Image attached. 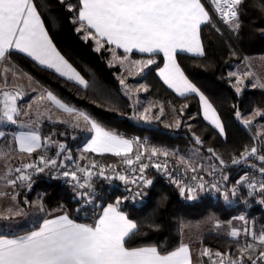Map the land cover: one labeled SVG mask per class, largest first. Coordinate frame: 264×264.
Here are the masks:
<instances>
[{
  "label": "snow or ice",
  "instance_id": "1",
  "mask_svg": "<svg viewBox=\"0 0 264 264\" xmlns=\"http://www.w3.org/2000/svg\"><path fill=\"white\" fill-rule=\"evenodd\" d=\"M79 3L78 20L81 28L77 31L84 30L86 27L89 31L85 39L99 37L98 44L100 40L106 39L109 45L122 48L125 53L131 52L133 49L149 54L162 52L165 64L160 69L159 75L164 83L180 96L189 93L198 95L204 109L205 119L209 120L221 135L224 134L223 124L212 104L187 79L175 59L178 50L196 56L205 54L200 36L201 26L210 25L213 28L216 26L210 11L206 9L202 0H79ZM210 3L220 20L232 32L238 33L241 29V6L245 0H210ZM69 8L71 10V6ZM92 30H94V36ZM216 31L220 30L216 28ZM12 49L25 53L40 65L53 68L61 76L74 80L85 88L88 87V81L76 72L55 49L34 0H0V61H4ZM134 63L147 67L155 61L148 59ZM9 72L13 79L17 77L15 68H5V88L9 83L7 76ZM230 75L237 77V84L241 83L240 74L230 73ZM250 75H252L250 71L243 73V76ZM120 82L124 83L123 80ZM260 86L264 87V84ZM236 91L240 92L241 89L237 87ZM0 94L3 96L0 122L17 124L18 117L28 115V112H22L16 105L17 97L22 94L20 91L5 90ZM39 99L42 101L46 99L68 113L74 120L73 126L80 127L81 120L86 125H90V130L95 135L85 147V152L111 153L116 157H121L123 163L130 167L142 160L143 153L137 152L134 159L130 156L133 153L134 144L145 147L144 144H140V141L126 139L105 130L87 113L65 104L52 92L41 95ZM28 107L31 108V105ZM149 110L145 109V112ZM161 112H163V108H161ZM254 115L264 116V111L257 110ZM236 116L240 118L241 113L237 111ZM141 118L148 119L149 117L142 116ZM61 122L67 123V121ZM242 123L247 127L252 121L244 119ZM177 127H179V122H177ZM5 136L6 132L0 130V138ZM13 140L15 148L11 146L0 148V162H3L0 167V199L9 197L14 202L16 195L5 191L4 188L15 189L24 185L31 187L33 173L44 172L45 169H65L60 175L72 184L76 194L85 201V204L91 201L94 176H101L105 179L112 178L106 175L104 166L98 165L96 162H91L86 166L76 164L74 168L69 169L63 161L58 163L56 158H49L46 154L40 155L38 162L24 163L21 161L20 166L13 167L11 160L15 158L16 152L26 153L30 157L32 153L50 143V139L42 141L37 131H29L17 133L13 136ZM195 143L202 145L203 141L199 137H195ZM57 147L59 150L56 152V157H59L65 152L66 146L58 144ZM208 151L219 161L220 165L225 164V161L213 149L209 148ZM150 152L149 160L158 155L165 157L163 162L154 163L152 167L167 173L169 152L156 147H152ZM253 156L257 157L264 165V155L258 154V148L255 146L250 149L245 148L239 158L232 159V164H240ZM64 160H73L70 152L64 156ZM180 162L191 172H197V166H194L190 160L181 157ZM109 167L120 181L125 184L137 185L136 197L146 195L147 193L143 189L153 183L143 176L144 170L149 167L146 163H139L140 176L131 178L116 172L115 166ZM97 168L98 171H93ZM210 168L209 175H213L216 172V167L210 165ZM132 171L135 172L136 169L132 168ZM259 172L264 174V166L259 168ZM168 174L171 178V174ZM191 179L198 181L196 175H193ZM223 180L227 181L228 177L223 176ZM172 182L179 188L181 196L187 192V199H195L197 188L204 191L206 190L205 185L208 183L203 180V177H199V182L194 185H185L182 181L175 179ZM237 183H247L250 190L249 195L257 188L264 193V181L258 183L252 180L249 182V177L245 175ZM211 189L216 192L221 191L218 183H212ZM231 191L235 196V187ZM224 198L228 199L227 192L224 193ZM120 203L121 201L117 200L115 205H108L92 224L77 223L64 214L54 219H45L38 230H33L25 235L14 238L0 236V264H192L189 245L185 243H181L175 250L166 253H162L156 246L126 247V239L135 235L139 226L119 210ZM261 203H264V200H261ZM41 211H43L42 207ZM22 214V210H14L12 206H9L4 211H0V219L7 220ZM238 219L245 221L244 216H240ZM245 223L247 224V221ZM215 227H220L218 221L215 222ZM243 232L245 235L251 236L253 243H246L242 246L238 250L240 255L236 259H232L228 254L215 252V257L219 259L218 261L212 260V264H244L245 257L250 261V264L264 261V231L256 233L245 227ZM240 234L241 229L234 227L228 232V235L233 238H238ZM258 246L260 250L254 257L252 253ZM201 256H208L211 260L213 253L210 249L205 248L201 252Z\"/></svg>",
  "mask_w": 264,
  "mask_h": 264
},
{
  "label": "trees",
  "instance_id": "2",
  "mask_svg": "<svg viewBox=\"0 0 264 264\" xmlns=\"http://www.w3.org/2000/svg\"><path fill=\"white\" fill-rule=\"evenodd\" d=\"M34 3L51 40L88 81V87L63 78L15 50L8 53L10 65L27 73L32 80L63 102L87 113L104 129L130 139L144 141L150 147L174 150L177 153L199 151L218 163L208 151L209 148L225 162H230L245 148L255 144L264 146L255 129L246 127L236 116L237 111L246 114L257 108L264 110V90L260 87H245L238 93L229 77V70L235 62L264 57V31H261L264 29V0H245L241 6V29L238 33L232 32L203 2L220 31L217 32L216 28L210 25L201 26L200 36L205 53L203 56L176 53V61L184 74L217 111L224 127L223 135L203 118L196 94L179 96L161 81L156 74V68L163 62L161 54L148 55L134 51L125 53L117 48L116 52L120 56L154 57L155 63L147 68L142 79L148 96L164 106L181 108L183 116L188 117L187 122L176 129L158 122L146 125L132 120L129 99L121 92L117 77L119 69L111 66L108 61L112 46L101 40V46L97 48L93 38L85 39L89 31L86 27L77 31L81 28L78 20L79 0H34ZM65 127L67 126L43 121L39 129L42 133L60 134V130ZM0 130L6 132V136L0 139V148H15L13 133L16 127L0 122ZM85 137L81 133L75 139L70 136H60L59 139L73 149ZM195 137H199L203 144H196ZM37 153L38 151L31 157H35ZM84 158L115 165L122 159L112 154L93 153H88ZM228 174L227 185L235 180L237 173L230 170ZM143 176L153 183L143 189L147 194L136 197L134 202H128L127 190L112 188L106 192V184L102 180L98 182L101 190L98 197L101 202L100 210L105 204H116V201L120 200L119 208L139 226L137 233L126 239V247L156 246L162 253H166L182 243L184 227L210 218L228 222L239 213H245L252 225L264 231V212L260 211L259 206L252 204L242 185L235 196L229 195L232 198L228 204L224 202L221 192H215V195L204 192L196 199H187L180 195L178 187L171 180L152 168H146ZM38 196L43 208L39 219L48 212L64 210L76 221H90L88 216L83 217L76 209L77 202L73 192L49 176L33 177L31 187L20 188L17 193L18 202L23 205ZM38 224L37 220L12 232L23 233ZM200 243L204 249H210L213 256L219 251L234 258L239 257L238 250L245 245L242 238H233L218 231L203 233ZM208 259V256H202L203 262Z\"/></svg>",
  "mask_w": 264,
  "mask_h": 264
},
{
  "label": "rangeland",
  "instance_id": "3",
  "mask_svg": "<svg viewBox=\"0 0 264 264\" xmlns=\"http://www.w3.org/2000/svg\"><path fill=\"white\" fill-rule=\"evenodd\" d=\"M111 53H116V56H120L117 54L116 50H114V49H111L110 54ZM121 57H123V56H121ZM135 59H137L139 61H144V57L143 58L138 57ZM249 60H250L249 62L246 60L249 64L248 63H240L241 61L235 62L233 64L232 68L229 70V77L231 78V83L235 89H237V87H239L241 89V91L245 87H249V88L250 87H260L264 90V87L260 86V85L264 84V57H262V56L254 57V58H251ZM154 61H155V58H154ZM0 67H1L0 68V87H2V85L4 86V75H5L4 69L5 68H15V67H13L12 65H9V64H7V65L5 64L4 66H0ZM123 67H124V72H123V74H121L119 76H120V80H123L124 83L123 84H121V82H119V83H120L121 92L124 95H126V97L129 99L128 101H129V104H130L129 106L131 109L130 117L132 120H134L137 123L146 124V125H154L155 123L158 122V123H161L165 126H168V127L174 128V129L178 128L177 122H179V126L181 124H185L187 122L188 117L183 116V112H182L181 108L177 109V108H174L171 106H164L163 104L155 101L154 99H152L151 97L148 96L147 87L145 86L144 82L142 80H141V82H138V79L142 75H144L145 71L147 70V68L149 66L145 69V67L142 64H139V65L134 66V67L129 66L127 64H123ZM16 70H17V73L20 72L18 69H16ZM247 71H250L252 73V75L243 76V73L247 72ZM230 73L240 74L241 75V83L237 84V77L230 75ZM130 75H131V78H133V79L127 81L126 78ZM7 76H8L9 83L15 81V79H13L12 74L10 72L7 73ZM161 108H163V112H161ZM145 109H150V110L148 112H145ZM257 110L264 111V110L258 109V108L253 109L249 113L241 114V117L239 119L241 121L244 119L251 120L252 123L250 125H248L247 127L248 128L253 127L255 129L256 133L261 137L262 142L264 143V116H255L254 113ZM142 116H147L149 118L143 119V118H141ZM66 126H68V125H66ZM68 129H69V127H65L64 129H61L60 134H58V135L61 136V134H64V132H65L64 130H67V132L70 134V131ZM75 129L76 128H74L73 131H76ZM78 131L81 132V130H78ZM54 133H56V132H54ZM82 134H84V133H82ZM65 146H66V144H65ZM67 148L73 154L76 152L74 148H73L74 152L72 151V148H70V147H67ZM151 148L152 147L148 146L147 144L145 145V147L142 149V153L144 154L143 155L144 157H148L151 154V152H150ZM158 149H160V148H158ZM137 150H139V149H137ZM163 150H167V149H163ZM167 151L169 152L168 157L173 158L174 160L178 161L184 167H185V165L180 162V158H181L182 154L186 156V158H187L186 160L193 159L195 163H196V161L199 162V165L200 164L203 165L206 163V165L208 164V166H210L211 164H213V165L215 164V167L219 168L218 162L213 161L210 158L207 159L208 156L202 154L199 151L194 152V153H189V152L177 153L174 150H167ZM14 160H15V158L11 160L12 165H13ZM121 163H123V159H121V162L119 164H121ZM2 164H3V162H0V167H2ZM207 169H208L207 170V172H208L210 170V167H208ZM199 172L204 174L203 170H199ZM120 182L122 184H125L123 181H120ZM221 183H224V181H222ZM19 189H20L19 187L15 188V189L4 188L5 191L16 195V200L13 202L10 200L9 197H4L3 199H0V211H4L7 207L12 206L14 208V210H22L23 214L19 215V216H13L11 219H7V220L0 219V231H15V230L21 229L25 226H29L32 223H34L35 221H37L38 218L40 217L41 213H42V211H41V207H42L41 206V199L39 196L35 197L32 200V202H25L24 205L22 203L18 202L17 193L19 192ZM229 195L232 196V194L228 193V199L227 200H225V198H224V202L228 203V204L231 202V198H232ZM184 197H187V192L185 193ZM223 197H224V193H223ZM240 216L245 217V221H247V224L245 223V221H241L238 219V217H240ZM217 221L218 220H216L214 218H210V219L205 220L204 222H201V223H197L194 225H188L182 229L183 237L184 238L186 237L187 239H190L192 237L197 238V236H200L203 233L210 232V231H218V232H224V233L228 234L230 229L234 227L237 229H241V234L238 238H242L246 244V243H253V241H252L251 236L245 235V233L243 232V229L245 227H248V228L254 230L255 232L258 231L257 228L255 227V225H252L250 220L247 219V217L245 216V213H239L238 215L231 218L228 222L218 221L220 223L219 228L215 227V222H217ZM254 253H252V255Z\"/></svg>",
  "mask_w": 264,
  "mask_h": 264
},
{
  "label": "built area",
  "instance_id": "4",
  "mask_svg": "<svg viewBox=\"0 0 264 264\" xmlns=\"http://www.w3.org/2000/svg\"><path fill=\"white\" fill-rule=\"evenodd\" d=\"M202 2H204L214 13L212 5L210 3V0H202ZM215 14V13H214ZM215 16L220 20L219 16L217 14H215ZM221 21V20H220ZM223 22V21H221ZM136 140V139H135ZM140 144H144L146 145V143L144 141H140ZM138 145V144H137ZM255 147L258 148V154L260 155H264V146H260V145H253ZM251 146V147H253ZM139 150H137L135 153L130 154L131 158H135V154L137 152L142 153V149L144 147H140V145H138ZM251 147H248V149H250ZM59 149L56 147H52L50 145H45L44 147H42L37 155L35 157H29V158H23V159H15L13 162V167H18L20 166L21 161H23L24 163H31V162H38L39 161V156L40 155H47V157L49 158H56L58 160V163L60 161H63L65 163V165L67 166V168L71 169L74 168L76 164H79L80 166H86L88 164H90L91 162H96L98 165H102L105 168V172L106 175L111 176V179H105L104 177L101 176H94L93 177V192H92V197H91V201L87 204H85V201L82 200L77 194H76V190L73 189V186L71 183H69L64 177H62L60 175V173L62 171H64L65 169L60 168V169H45L44 172H40V173H33V177H36L38 175H46L51 177L52 179H55L57 181H59L62 185H64L66 188H68L70 191L73 192V196L76 199L77 205H76V209L79 210L80 214L83 217L88 216L90 220H93L99 210H100V200L98 199V197L101 194V190L100 187L98 186V182L100 180H102V182H104L106 184V192L110 191V189L112 188H117L120 189L122 191L127 190V200L128 202H134L136 196H135V192L137 191V185L134 184H122L120 182L119 179H117L115 177V173L111 170V168L109 166H115V170L116 172L122 174V175H127L129 176V178L136 176L139 177L140 173H139V163H146L149 165L148 168H152L156 171H158L156 168L152 167V164L154 163H160L163 162L165 160V157L163 155H158L155 157H152L151 160L148 159V157H144L142 156V160L140 162H136L134 163L131 167L121 163V164H106V163H102L98 160L95 159H85V158H78L75 156V154H73L67 147L64 153H62L59 157H56V152ZM245 150V149H244ZM244 150L241 152L243 153ZM71 153L73 160L72 161H65L64 160V156H66L68 153ZM241 155V154H240ZM240 155H238L235 158H239ZM167 161H168V168H167V173H165L164 171H158L161 174H163L166 178H168L169 180H180L183 182V184L185 185H194L196 183L199 182V177H203L204 181H207L208 183L205 185L206 190H204V192L206 194H211V195H215V190L211 189V184L212 183H218L219 186L221 187V193H225L226 191L230 194H232V188L235 187L236 189V193L239 192L240 189V185L243 186L246 194L250 197V199L252 200V204L259 206L260 211L264 212V203H261V200H264V193L260 192L257 188V190H253L251 192V195H249V188L247 187V183L244 184H238L237 181L242 177L247 175L249 177V182H251L252 180L257 181L258 183L261 181H264V174H261L259 172V168L261 166H264L261 164V162L257 159V157L253 156V157H249L247 161L242 162L240 164H232V161L230 162H225L224 165H220L219 164V168H216V172L213 175H209V172L211 171V169L207 172V173H200L199 170H197V172L193 173L191 172L189 169H186L184 166H182L178 161L174 160L173 158L167 157ZM132 168H135L136 171L133 172ZM230 170H234L237 175L236 178L233 182H231L230 184L227 185V181L225 182V180H223V176H229L228 172ZM30 172L32 170H29ZM93 171H98L97 169H93ZM171 174V178L169 176V174ZM193 175H196L198 177V181H192L191 177ZM222 181H224V183H221ZM175 184V183H174ZM176 185V184H175ZM177 186V185H176ZM20 188H27L29 189L30 187H28L27 185L24 186H19ZM197 190H199L197 188ZM82 191V190H81ZM233 196V195H232ZM258 231L256 233H260L261 231H263L262 229H257ZM259 246L257 248V250L255 251V253L253 254V256L255 257L256 255H258L259 252ZM231 257V256H230ZM232 259H236L234 257H231ZM219 258L212 256V259H208L205 262H202L201 264H212V260H217L218 261ZM244 264H250V261L247 259V257H245L244 260ZM258 264H264V261H258Z\"/></svg>",
  "mask_w": 264,
  "mask_h": 264
},
{
  "label": "crops",
  "instance_id": "5",
  "mask_svg": "<svg viewBox=\"0 0 264 264\" xmlns=\"http://www.w3.org/2000/svg\"><path fill=\"white\" fill-rule=\"evenodd\" d=\"M203 3V2H202ZM206 7V6H205ZM207 9V7H206ZM42 20V18H41ZM43 22V21H42ZM45 27V26H44ZM46 30V28H45ZM47 31V30H46ZM48 33V32H47ZM92 34L93 36L95 35L94 33V30H92ZM49 36V34H48ZM50 38V36H49ZM51 39V38H50ZM95 40V43H96V47L99 48L101 46V40H100V43L98 44L97 43V40L100 39L99 37H96V38H93ZM106 41V39H104ZM52 41V40H51ZM52 44L54 45L55 49L60 53L61 56L62 53L58 50V48L55 46V44L53 43L52 41ZM112 46V49L116 50L117 47L115 45H111ZM120 50H123L122 48H118ZM12 50H15V49H12ZM11 51V50H10ZM15 51H18V50H15ZM132 51L134 52H138V53H141L139 52L138 50L136 49H133ZM131 51V52H132ZM19 52V51H18ZM177 52H183V53H188V52H184V51H180L178 50ZM22 53V52H21ZM25 54V53H23ZM141 54H148L149 53H141ZM155 54H161L162 57H163V62L160 66H158L156 68V74L158 75V77L161 79V81L164 83L163 79L160 77L159 73H160V69H162L164 67V64H165V58H164V55L162 52L160 53H155ZM188 54H192V53H188ZM27 55V54H25ZM193 55V54H192ZM29 57V56H28ZM64 57V56H63ZM126 57V58H125ZM31 58V57H29ZM143 58V57H142ZM32 59V58H31ZM65 60H67L65 57H64ZM148 59H153L154 60V57H145L144 58V61H147ZM175 59H176V56H175ZM33 60V59H32ZM34 62H36L35 60H33ZM68 61V60H67ZM109 64L111 66H114V67H117L119 69L118 73H117V77L119 79V82L121 81L120 80V76L121 74H123L124 72V67H123V64H127L129 66H137L139 64H136L134 63L135 61H139L133 57H130L128 55L126 56H116V53H111L110 56H109ZM248 62L250 60H247ZM246 60H243L241 61L240 63H248ZM38 65H40L38 62H36ZM69 64H71L69 61H68ZM177 63V61H176ZM7 65L9 63V59H8V54L6 55V58L4 61H0V66H4V65ZM178 64V63H177ZM249 64V63H248ZM151 65V64H150ZM148 65V66H150ZM42 66V65H40ZM71 66L76 70V68L71 64ZM147 66V67H148ZM45 67V66H43ZM145 67V69L147 68ZM1 68V67H0ZM45 68H48V67H45ZM181 68V67H180ZM52 71H54L55 73H57L55 71V69L53 68H48ZM182 70V69H181ZM183 71V70H182ZM76 72L79 73L78 70H76ZM26 74V75H24ZM58 75H60L59 73H57ZM80 74V73H79ZM81 75V74H80ZM185 75V74H184ZM61 76V75H60ZM82 76V75H81ZM143 76V75H142ZM140 77L138 79V82H141L142 78L143 77ZM186 76V75H185ZM63 78L67 79V77L65 76H62ZM83 77V76H82ZM187 77V76H186ZM31 78L27 73H24V72H19L17 73V78H15V83L14 82H11V83H8L7 87L5 88V86L2 85V87H0V90L2 89H7V88H13L17 91H20L22 94V99L21 101L18 103V108L22 111V112H28V115H21L20 117L17 118V124H10V123H6V122H3L4 124H10V125H13L16 127V130L15 132L13 133V136L16 135L17 133L19 132H29V131H37L39 133V135L41 136V140L44 141L46 139H50V143L46 144V145H50L52 147H57L58 144H63L65 145V142L63 140H60L59 137L60 135L52 132V133H42L41 130L39 129V126L41 124V122L43 121H49L53 124H56V125H68L67 127H69V131H70V134L67 132V130H64V134H61V136H70L71 139H75L79 136V134L82 132L84 133V135L86 136L85 139L79 144L77 145L74 149H75V156H77L78 158H81L84 156H86L88 153H93V154H101V153H96V152H91V151H88V152H85L84 149L85 147L87 146V144L91 141L92 137L95 135V133L93 131L90 130V125H86L82 120L80 121V127H75L73 126L74 125V120L71 116H69L68 113H65L64 111H62L61 109L57 108L54 104H52L50 101H47L46 99L45 100H40L39 97L41 95H46L47 92H50L48 89H46L45 87L41 86L39 83L35 82L34 80L29 79ZM84 78V77H83ZM85 79V78H84ZM133 78H131V75L128 76L126 78V80H132ZM188 79V78H187ZM69 80V79H68ZM86 80V79H85ZM125 80V81H126ZM189 80V79H188ZM72 82H75L74 80H70ZM190 81V80H189ZM197 89L198 87L192 82L190 81ZM76 83V82H75ZM78 84V83H77ZM165 84V83H164ZM167 87L168 85L165 84ZM82 86V85H81ZM169 88V87H168ZM175 94L179 95L174 89L170 88ZM199 90V89H198ZM200 93H202L200 90H199ZM189 94H194V93H189ZM203 94V93H202ZM54 95V94H53ZM204 95V94H203ZM180 96V95H179ZM198 96V95H197ZM205 96V95H204ZM206 97V96H205ZM58 98V97H57ZM198 99H199V104H200V111H201V114L203 116V118L205 119L204 117V109H203V106L201 105V102H200V98L198 96ZM208 100V99H207ZM62 101V100H61ZM209 101V100H208ZM63 102V101H62ZM65 103V102H64ZM210 103V102H209ZM67 104V103H65ZM31 105V108H29L28 106ZM69 105V104H67ZM71 107H73L72 105H69ZM75 108V107H73ZM214 108V107H213ZM77 109V108H75ZM215 109V108H214ZM79 110V109H77ZM81 111V110H79ZM216 111V110H215ZM39 113V114H38ZM216 114L218 115L217 111H216ZM219 116V115H218ZM220 118V117H219ZM206 120V119H205ZM61 121H67V123H62ZM209 124H211L214 128L215 126L209 121V120H206ZM221 121V119H220ZM222 123V121H221ZM74 128H76L75 130L76 131H73ZM216 129V128H215ZM78 130H81V132H79ZM106 130V129H105ZM218 132L219 130L216 129ZM108 131V130H107ZM112 132V131H111ZM115 133V132H113ZM220 133V132H219ZM117 134V133H116ZM119 135V134H118ZM122 136V135H120ZM124 137V136H123ZM126 139H130V138H127V137H124ZM1 139V138H0ZM137 149H139L138 145L137 144H134L133 145V153L137 151ZM40 149H38L37 151H39ZM36 151V152H37ZM73 151V149H72ZM146 151V150H145ZM74 152V151H73ZM35 153V152H34ZM33 154V153H32ZM103 154H111V153H103ZM15 159H23V158H28L29 156L26 154V153H19V152H16L15 154ZM31 157V156H30ZM181 157L186 158L185 155H181ZM209 159V157L207 158ZM190 161L193 163L194 166H197L198 170H203V171H207L208 167V164L206 165L203 164V165H199V162L196 161V163L194 162L193 159H190ZM213 165V164H211ZM205 169V170H204ZM211 169V168H210ZM9 189V188H8ZM179 189V188H178ZM204 193V191H201L200 189L199 190H196V198L200 197L202 194ZM184 197V196H183ZM186 198V197H185ZM115 205L114 203H107L105 204L101 210L99 211V213L97 214V216L95 218H97L98 216H100L103 212V209L106 208L108 205ZM42 206V204H41ZM120 211H122L120 208H119ZM125 215L126 213L124 211H122ZM43 213V211H42ZM41 213V215H42ZM64 214H67L69 216V214L64 211V210H58V211H52V212H48L43 218L39 219L38 218V221H39V224L38 226H36L35 228L29 230V231H26V232H23V233H19V234H14L12 231H0V236H7L8 238H14L16 236H20V235H25L33 230H38L39 226L43 224V221L45 219H54L56 218L57 216H60V215H64ZM40 215V216H41ZM70 219H72L70 216H69ZM90 220V221H76L74 220L75 222L77 223H87V224H92L94 223V220ZM200 236H197V238H190V239H187L186 237L182 239V243H185V244H188L189 245V249H190V254H191V258H192V264H201L203 261H202V256H201V252L203 251V247L201 246V243H200ZM175 250V249H174Z\"/></svg>",
  "mask_w": 264,
  "mask_h": 264
},
{
  "label": "water",
  "instance_id": "6",
  "mask_svg": "<svg viewBox=\"0 0 264 264\" xmlns=\"http://www.w3.org/2000/svg\"><path fill=\"white\" fill-rule=\"evenodd\" d=\"M14 91L15 89H13V88H8V89H2V90H0V93H2V91ZM15 91H17V90H15ZM21 99H22V96H19V97H17V99H16V105H17V107H18V103L21 101ZM3 96H2V94H0V108H2L3 107Z\"/></svg>",
  "mask_w": 264,
  "mask_h": 264
},
{
  "label": "bare ground",
  "instance_id": "7",
  "mask_svg": "<svg viewBox=\"0 0 264 264\" xmlns=\"http://www.w3.org/2000/svg\"><path fill=\"white\" fill-rule=\"evenodd\" d=\"M215 165V164H214Z\"/></svg>",
  "mask_w": 264,
  "mask_h": 264
}]
</instances>
